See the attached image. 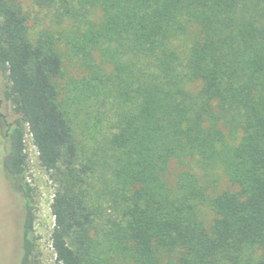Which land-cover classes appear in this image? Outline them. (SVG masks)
Segmentation results:
<instances>
[{"label":"trees","instance_id":"obj_1","mask_svg":"<svg viewBox=\"0 0 264 264\" xmlns=\"http://www.w3.org/2000/svg\"><path fill=\"white\" fill-rule=\"evenodd\" d=\"M84 2L104 6L102 22L77 26L64 47L32 39L22 7L0 0L3 97L18 116L2 168L22 195L19 264H38L24 127L56 185V264H264V0ZM65 52L93 99L117 107L105 129L100 113L89 116L91 139L102 134L92 150L62 96ZM188 81L201 83L197 93ZM229 123L240 131L232 158L220 151ZM182 158L204 171L217 159L225 186L209 191L190 173L171 182Z\"/></svg>","mask_w":264,"mask_h":264},{"label":"rangeland","instance_id":"obj_2","mask_svg":"<svg viewBox=\"0 0 264 264\" xmlns=\"http://www.w3.org/2000/svg\"><path fill=\"white\" fill-rule=\"evenodd\" d=\"M22 7L28 19L29 34L32 39L46 36L58 38L61 46L65 47L68 39H76L75 28L79 26L81 32L86 30L88 23L97 24L102 22L104 6L99 4L91 10L88 3H81L78 6L77 0H13ZM106 4L107 0H99ZM90 7V8H89ZM88 22V23H87ZM192 34L189 32L188 35ZM187 35V36H188ZM180 51L187 50L190 41L183 37L177 42ZM65 49V48H64ZM64 62L65 76L62 85L65 86L63 98L69 111H76L81 123L85 122V129L81 128L83 144L88 150H92L94 143L102 141V134L95 133L94 140L87 131L89 116H97L100 113L103 119L104 129L106 127V116L114 119L117 114V107L112 105L113 99H107L99 103L93 99V87L84 86L82 75L86 74L80 61L65 52L62 56ZM96 61L98 57L95 56ZM108 71L110 67L106 68ZM6 74L0 69V264H18L21 254V223L24 214L22 195L20 191L10 182L2 168V160L9 148L8 130L10 125L18 119L9 102L4 101L3 91L6 87ZM187 90L190 93H197L201 87L200 82L188 81ZM96 93H99L98 91ZM103 129V130H104ZM225 142L221 146L222 156L232 158L234 148L240 138L238 126L229 123L225 128ZM114 134V133H113ZM104 137V136H103ZM24 144L26 154V179L34 190L35 202V251L34 255L38 264H56L55 255L51 246V234L54 226V217L51 211V204L54 197L56 185L48 173L42 168L38 152L33 144L32 136L28 128L24 127ZM94 160L99 162L97 155ZM202 168V163L195 159L182 158L170 163L169 178L173 182L178 174H193L200 181L201 185L209 191H220L226 183L223 169L216 159L211 165ZM201 213L206 215L205 208H200ZM260 252L254 257H258ZM108 264L123 263L122 260L106 256ZM254 259V258H253Z\"/></svg>","mask_w":264,"mask_h":264},{"label":"flooded vegetation","instance_id":"obj_3","mask_svg":"<svg viewBox=\"0 0 264 264\" xmlns=\"http://www.w3.org/2000/svg\"><path fill=\"white\" fill-rule=\"evenodd\" d=\"M1 114V113H0ZM9 132H10V129L8 130V134H9ZM8 134H7V136H8ZM22 224V223H21ZM20 258H21V254H20ZM19 262H20V259H19ZM19 264V263H18Z\"/></svg>","mask_w":264,"mask_h":264}]
</instances>
